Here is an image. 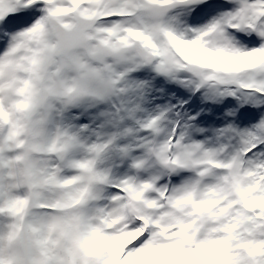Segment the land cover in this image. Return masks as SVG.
Returning a JSON list of instances; mask_svg holds the SVG:
<instances>
[{
  "label": "snow or ice",
  "instance_id": "6c2138e0",
  "mask_svg": "<svg viewBox=\"0 0 264 264\" xmlns=\"http://www.w3.org/2000/svg\"><path fill=\"white\" fill-rule=\"evenodd\" d=\"M0 264H264V0H0Z\"/></svg>",
  "mask_w": 264,
  "mask_h": 264
}]
</instances>
